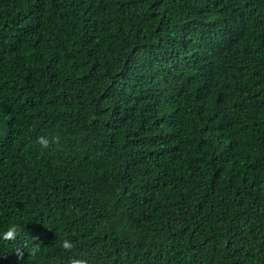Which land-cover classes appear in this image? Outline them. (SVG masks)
<instances>
[{
    "label": "trees",
    "instance_id": "16d2710c",
    "mask_svg": "<svg viewBox=\"0 0 264 264\" xmlns=\"http://www.w3.org/2000/svg\"><path fill=\"white\" fill-rule=\"evenodd\" d=\"M12 223L0 264H264V0H0Z\"/></svg>",
    "mask_w": 264,
    "mask_h": 264
},
{
    "label": "clouds",
    "instance_id": "9594fccd",
    "mask_svg": "<svg viewBox=\"0 0 264 264\" xmlns=\"http://www.w3.org/2000/svg\"><path fill=\"white\" fill-rule=\"evenodd\" d=\"M36 143L41 149L47 150L52 146H59L61 137L59 135H41L37 138ZM38 237H29L25 232L24 225L19 223L10 224L3 232H0V241L11 245V249L17 257V260L23 262L25 252L28 257H35L41 251V244L38 243ZM61 247L65 252L71 253L75 247L72 239L65 238L62 241ZM68 264H90V261L85 256H70Z\"/></svg>",
    "mask_w": 264,
    "mask_h": 264
}]
</instances>
